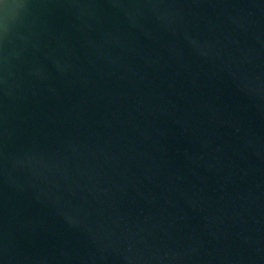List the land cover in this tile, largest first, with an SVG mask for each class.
I'll return each instance as SVG.
<instances>
[{"label": "water", "instance_id": "95a60500", "mask_svg": "<svg viewBox=\"0 0 264 264\" xmlns=\"http://www.w3.org/2000/svg\"><path fill=\"white\" fill-rule=\"evenodd\" d=\"M0 264H264V0H0Z\"/></svg>", "mask_w": 264, "mask_h": 264}]
</instances>
